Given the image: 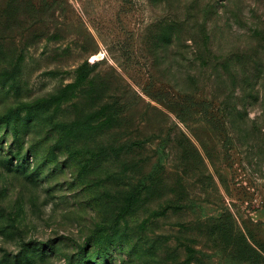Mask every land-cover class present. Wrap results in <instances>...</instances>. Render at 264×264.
<instances>
[{
	"label": "rangeland",
	"instance_id": "1",
	"mask_svg": "<svg viewBox=\"0 0 264 264\" xmlns=\"http://www.w3.org/2000/svg\"><path fill=\"white\" fill-rule=\"evenodd\" d=\"M258 75L264 0H0V264H264Z\"/></svg>",
	"mask_w": 264,
	"mask_h": 264
},
{
	"label": "trees",
	"instance_id": "2",
	"mask_svg": "<svg viewBox=\"0 0 264 264\" xmlns=\"http://www.w3.org/2000/svg\"><path fill=\"white\" fill-rule=\"evenodd\" d=\"M254 71H255L257 74H259V73L261 72V70H260V68H259L258 66H256V67L254 68ZM259 79H260V80H259ZM257 80H258V83H259V84H264V77H263L262 75H258Z\"/></svg>",
	"mask_w": 264,
	"mask_h": 264
}]
</instances>
